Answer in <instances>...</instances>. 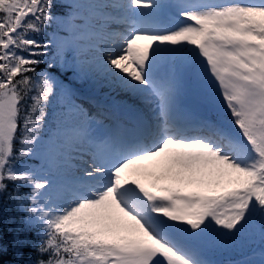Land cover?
Returning <instances> with one entry per match:
<instances>
[{
  "label": "snow or ice",
  "instance_id": "snow-or-ice-1",
  "mask_svg": "<svg viewBox=\"0 0 264 264\" xmlns=\"http://www.w3.org/2000/svg\"><path fill=\"white\" fill-rule=\"evenodd\" d=\"M52 7L0 0V193L6 180L31 185L27 211L48 257L37 264H216L206 252L254 238L264 246V0L78 3L72 23L85 27L71 35L98 41L91 76L124 94L130 110L154 105L153 115L96 135L73 105L61 158L76 152L85 166L63 170L66 198L49 207L38 197L56 181L17 164L47 153L53 79L39 73L37 84L27 73L47 54L30 33L55 19ZM109 21L125 27L111 31ZM71 47L62 42L58 55ZM186 92L215 98L222 115H195L182 104ZM259 255L229 264H264V248Z\"/></svg>",
  "mask_w": 264,
  "mask_h": 264
},
{
  "label": "rangeland",
  "instance_id": "rangeland-1",
  "mask_svg": "<svg viewBox=\"0 0 264 264\" xmlns=\"http://www.w3.org/2000/svg\"><path fill=\"white\" fill-rule=\"evenodd\" d=\"M83 2H85V0L72 1L75 6L78 3ZM74 14L73 11L71 15L63 16V18L56 20L58 28L65 31L61 32L62 35L52 33L48 29L47 31L43 30L40 33H30V38L36 39L42 44L47 45V47L42 48L41 50L48 52L53 50L51 56L54 57V55H56L57 61L63 64L69 71L67 78L64 80H58L52 77L53 83L58 88V104L62 106L63 114L61 116V122L49 131L43 141L47 146V153L35 157L37 159L36 166L42 168L40 173L41 178L47 175L49 178L56 181L54 187L48 190L46 196L38 197L39 199L45 200L49 204V207L61 203L66 198V185L63 182L64 178L61 174L63 170L65 168L71 170V166H77V168L85 166L83 165L82 160L78 158L76 152L70 153L72 158L67 160L66 163L61 158L62 147L64 148V151L67 152L66 142L62 144V141L64 140L62 134L66 130L65 125H67L69 129L71 128L72 121L68 118V113L73 105L82 107L86 110L88 116L93 120V123L90 126L92 132L95 130L100 134L102 132L113 130L117 123L126 122L137 113H143L148 117L153 115L152 111H150V109L153 108L152 105L144 106L137 103L135 109L130 110L129 106L132 104V101H130L124 94L113 91L107 87V85L98 83L97 80L91 76L89 73V62L92 57L89 50L92 45L98 41L95 37L89 38L87 31L83 38H81L79 34L75 37L71 35L73 30H79L85 27L78 22L72 23V17ZM109 24L111 26V31H122L125 27L122 24H117L111 21H109ZM65 41H70L72 47L67 52L58 55L61 44ZM187 94L191 93L186 92L182 97V101L183 99L189 98ZM194 96L215 106L214 110H209L207 116L222 115L220 112V105L215 98H209L204 94H197ZM192 103L195 108L197 107L199 110L203 109L202 105L193 101ZM136 107L146 110L148 113L145 114V112ZM58 132L60 133L59 137ZM83 159L90 161V156L84 155ZM31 195L32 192L28 198V208L31 207L29 202ZM262 248H264V246L260 244L258 238H254V242L246 239L241 244L234 247L227 249H212L206 252L205 255L208 259L215 261L216 264H229V262L240 260L258 262L260 260L259 253Z\"/></svg>",
  "mask_w": 264,
  "mask_h": 264
},
{
  "label": "trees",
  "instance_id": "trees-1",
  "mask_svg": "<svg viewBox=\"0 0 264 264\" xmlns=\"http://www.w3.org/2000/svg\"><path fill=\"white\" fill-rule=\"evenodd\" d=\"M73 0H52L53 7L51 9L52 15L55 19L44 28V30L51 31L55 34L62 35L65 32L58 28L57 19L63 16L71 15L75 9ZM71 4L72 8L68 5ZM40 51H44L41 50ZM53 51V50H52ZM51 51V52H52ZM47 54L40 57H35L42 61L39 65L35 66V72H29L27 75L31 76L38 84L37 75L39 73H48L51 77L58 80H64L68 76V69L57 61V56H51V52L44 51ZM52 65L51 67L49 65ZM19 78V77H18ZM58 88L53 83V95L50 97V102L47 105L45 126L42 129L41 135L43 141L48 135L49 131L55 128L61 122L63 108L58 104L57 98ZM36 94L34 91L29 93V97L23 102V109L26 111L31 105V95ZM16 147H19L17 142ZM37 159L31 158L22 160L17 164V170L20 171L24 168L36 166ZM7 188L3 193H0V264H37L40 259H47L48 257L42 256L37 248L40 246V233L39 225L32 223V218L28 213V198L31 193L30 184H25L19 181H4ZM19 195V199L17 198ZM17 237L19 240H17Z\"/></svg>",
  "mask_w": 264,
  "mask_h": 264
},
{
  "label": "water",
  "instance_id": "water-1",
  "mask_svg": "<svg viewBox=\"0 0 264 264\" xmlns=\"http://www.w3.org/2000/svg\"><path fill=\"white\" fill-rule=\"evenodd\" d=\"M187 96H189L188 99L186 98L187 100L196 102V103H198V104H200V105L203 106L204 111H202V115H206L207 112H208V110H211V109L214 110L215 109V106L214 105H210L207 102H205L203 100H200V99H198V98H196V97H194L192 95H187Z\"/></svg>",
  "mask_w": 264,
  "mask_h": 264
},
{
  "label": "bare ground",
  "instance_id": "bare-ground-1",
  "mask_svg": "<svg viewBox=\"0 0 264 264\" xmlns=\"http://www.w3.org/2000/svg\"><path fill=\"white\" fill-rule=\"evenodd\" d=\"M165 19H166V17H165ZM190 105H191V107L190 106H188L191 110H193L194 112H195V110L194 109H197V107L195 108L194 106H193V103H192V101L190 102ZM152 107H154V105H152ZM137 109H139V110H141V111H143V112H145V114H147L148 112L146 111V110H142V109H140V108H138V107H136ZM194 108V109H193ZM199 110V109H198ZM93 133L94 134H96V135H100V133L98 132V131H93Z\"/></svg>",
  "mask_w": 264,
  "mask_h": 264
}]
</instances>
